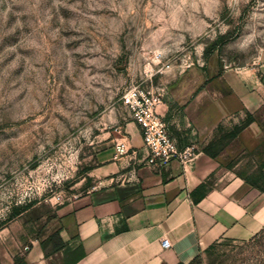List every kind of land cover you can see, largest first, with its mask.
I'll list each match as a JSON object with an SVG mask.
<instances>
[{
  "label": "rangeland",
  "instance_id": "obj_1",
  "mask_svg": "<svg viewBox=\"0 0 264 264\" xmlns=\"http://www.w3.org/2000/svg\"><path fill=\"white\" fill-rule=\"evenodd\" d=\"M264 55V0H0V228L96 186L94 157L132 88L169 97L208 60ZM195 264H264V228Z\"/></svg>",
  "mask_w": 264,
  "mask_h": 264
},
{
  "label": "crops",
  "instance_id": "obj_2",
  "mask_svg": "<svg viewBox=\"0 0 264 264\" xmlns=\"http://www.w3.org/2000/svg\"><path fill=\"white\" fill-rule=\"evenodd\" d=\"M157 112L180 150L195 149L192 163L147 164L129 118L96 153L93 190L60 205L36 202L0 228V264H190L217 243L258 234L264 55L244 67L208 60L184 72ZM120 139L137 154L114 159Z\"/></svg>",
  "mask_w": 264,
  "mask_h": 264
},
{
  "label": "built area",
  "instance_id": "obj_3",
  "mask_svg": "<svg viewBox=\"0 0 264 264\" xmlns=\"http://www.w3.org/2000/svg\"><path fill=\"white\" fill-rule=\"evenodd\" d=\"M162 97L161 93L152 90L132 88L122 96L121 100L129 113V118L141 130L143 147L147 151V164L164 166L171 160L177 159L182 165H188L194 161L197 152L193 147L180 150L177 141L168 133L166 122L157 112L162 104ZM114 150L116 160L137 154L135 151H130L123 139L115 143ZM68 200L70 199L58 195L53 198V203L60 205ZM169 247L170 243L167 239L161 241L162 249Z\"/></svg>",
  "mask_w": 264,
  "mask_h": 264
},
{
  "label": "trees",
  "instance_id": "obj_4",
  "mask_svg": "<svg viewBox=\"0 0 264 264\" xmlns=\"http://www.w3.org/2000/svg\"><path fill=\"white\" fill-rule=\"evenodd\" d=\"M237 131L238 129H235L230 135H228L227 139L233 138L236 135ZM199 259V257L194 259L190 264H195Z\"/></svg>",
  "mask_w": 264,
  "mask_h": 264
}]
</instances>
